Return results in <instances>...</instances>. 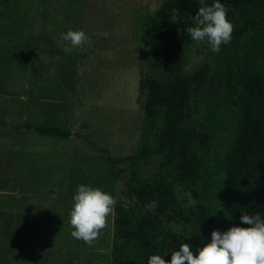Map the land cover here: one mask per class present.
Returning a JSON list of instances; mask_svg holds the SVG:
<instances>
[{"label": "rangeland", "instance_id": "374dc122", "mask_svg": "<svg viewBox=\"0 0 264 264\" xmlns=\"http://www.w3.org/2000/svg\"><path fill=\"white\" fill-rule=\"evenodd\" d=\"M167 1L0 0V264L111 263L116 208L137 203L127 186L132 173L138 170L143 179L154 181L165 157L151 156L136 167L129 162L113 166L90 141L115 158L136 155L142 147L140 81L142 74L156 72L150 47L139 39L145 18ZM227 10L234 26L264 21L262 10ZM69 30L85 31L90 43L64 51L70 44L61 34ZM212 63L206 42L187 47L188 73L205 72ZM211 83L208 90L214 105L222 108L221 123L227 105L223 90L210 89ZM205 113L202 108L200 117ZM26 122L60 127L72 135L43 136L17 128ZM206 140L203 135L201 143ZM234 141L232 128L221 145ZM148 145L154 147L156 137ZM198 155L206 161L202 151ZM81 184L116 200L107 227L92 245L71 235L70 211ZM200 205L199 192L176 185L172 207L162 216L164 226L209 242L214 229H224L204 225ZM156 208L152 202L146 209Z\"/></svg>", "mask_w": 264, "mask_h": 264}, {"label": "trees", "instance_id": "16d2710c", "mask_svg": "<svg viewBox=\"0 0 264 264\" xmlns=\"http://www.w3.org/2000/svg\"><path fill=\"white\" fill-rule=\"evenodd\" d=\"M214 0H208L212 5ZM227 9L264 11V0H220ZM202 5L195 0H168L162 9L144 20L141 44L150 47L155 74H142L139 101L144 110L142 147L136 155L115 158L107 148L90 141L106 155L110 165L129 162L136 167L151 156L165 162L154 181L143 179L138 170L128 182L136 205L116 208L115 239L110 264H147L151 255L171 260L182 243L194 254L207 242L200 236L187 238L164 226L162 216L173 204L176 185L201 194L199 219L206 226L250 227L240 220L243 212L264 218V21L234 26L231 42L221 51L211 50L209 70L195 75L186 71V49L193 42L187 28ZM210 89L223 90L227 105L220 123V105H214ZM204 108V118L200 117ZM233 125L235 141L222 147ZM39 135L69 138L72 133L52 125L24 123ZM207 140L201 143L202 136ZM156 137V145L148 142ZM202 151L206 161L199 158ZM152 202L155 211L147 210Z\"/></svg>", "mask_w": 264, "mask_h": 264}, {"label": "clouds", "instance_id": "9594fccd", "mask_svg": "<svg viewBox=\"0 0 264 264\" xmlns=\"http://www.w3.org/2000/svg\"><path fill=\"white\" fill-rule=\"evenodd\" d=\"M200 4L194 26L188 27L187 32L197 44L206 42L213 52L219 53L222 44L231 42L234 24L228 19V10L220 0H214L210 6L205 0H200ZM99 35L106 37L108 34ZM61 39L70 44L64 48L66 52L82 50L90 43V37L83 30H69L61 34ZM73 201L70 225L74 230L71 235L92 245L107 227L116 200L100 188L81 184ZM190 203L194 206L196 201L190 199ZM240 220L250 227L233 226L224 232L214 229L210 241L198 248V254H194L190 244L182 243L179 250L172 251L170 261L154 254L148 258L147 264H264V218L259 213L243 212Z\"/></svg>", "mask_w": 264, "mask_h": 264}]
</instances>
